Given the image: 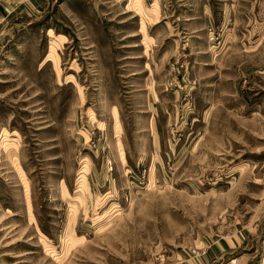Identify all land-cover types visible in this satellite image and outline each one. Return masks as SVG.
Here are the masks:
<instances>
[{"label": "rangeland", "instance_id": "1", "mask_svg": "<svg viewBox=\"0 0 264 264\" xmlns=\"http://www.w3.org/2000/svg\"><path fill=\"white\" fill-rule=\"evenodd\" d=\"M0 264H264V0H0Z\"/></svg>", "mask_w": 264, "mask_h": 264}]
</instances>
